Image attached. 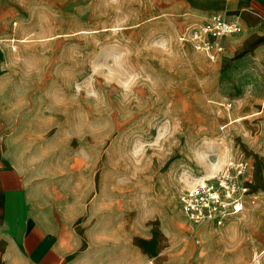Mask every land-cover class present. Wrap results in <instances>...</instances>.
I'll return each instance as SVG.
<instances>
[{
    "label": "rangeland",
    "instance_id": "1",
    "mask_svg": "<svg viewBox=\"0 0 264 264\" xmlns=\"http://www.w3.org/2000/svg\"><path fill=\"white\" fill-rule=\"evenodd\" d=\"M191 3L46 0L15 50L3 42L28 116L15 139L55 220L109 250L106 264L148 236L167 242L162 252L185 243L186 264H264V68L223 69L179 42ZM232 157L249 162L256 204L222 226L191 224L179 195Z\"/></svg>",
    "mask_w": 264,
    "mask_h": 264
},
{
    "label": "crops",
    "instance_id": "2",
    "mask_svg": "<svg viewBox=\"0 0 264 264\" xmlns=\"http://www.w3.org/2000/svg\"><path fill=\"white\" fill-rule=\"evenodd\" d=\"M192 1L194 22L219 14L237 19L242 25V33L223 42L221 68L236 63L239 69L250 63L264 68V0ZM42 2L46 0H0V39L11 36L15 21L20 22V27L13 30V36L26 35L24 22ZM12 69L13 54L9 45L0 41V264H106L101 258L109 250L97 251L89 238L55 220V207L37 183L31 153L15 139V133L23 132L28 116L23 111L24 94H17L13 87L16 78ZM239 83L237 77L232 80L233 96L243 93ZM261 83L264 85V78ZM233 225L231 221L227 228ZM216 242L223 253V240ZM166 244L159 237H139L132 258L121 259L118 264H148V260L156 264H186L191 260L185 243L184 249L174 247L162 252Z\"/></svg>",
    "mask_w": 264,
    "mask_h": 264
},
{
    "label": "built area",
    "instance_id": "3",
    "mask_svg": "<svg viewBox=\"0 0 264 264\" xmlns=\"http://www.w3.org/2000/svg\"><path fill=\"white\" fill-rule=\"evenodd\" d=\"M17 24L14 23L15 27ZM237 19L215 14L186 26L179 34L181 43L191 46L216 63L224 52V40L242 33ZM0 39L16 49L14 36ZM232 107V103L227 104ZM251 167L244 158H230L224 169L214 175L201 178L183 190L178 198L180 208L191 224L213 223L222 226L241 214L247 206H254L259 198L249 182Z\"/></svg>",
    "mask_w": 264,
    "mask_h": 264
},
{
    "label": "bare ground",
    "instance_id": "4",
    "mask_svg": "<svg viewBox=\"0 0 264 264\" xmlns=\"http://www.w3.org/2000/svg\"><path fill=\"white\" fill-rule=\"evenodd\" d=\"M257 259H259V257H257ZM257 259H256V260H257Z\"/></svg>",
    "mask_w": 264,
    "mask_h": 264
}]
</instances>
